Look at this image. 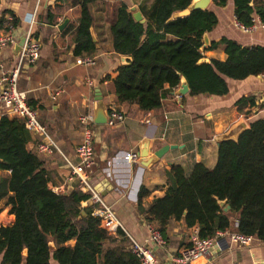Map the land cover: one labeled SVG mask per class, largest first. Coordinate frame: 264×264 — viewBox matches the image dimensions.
<instances>
[{"label": "trees", "instance_id": "obj_1", "mask_svg": "<svg viewBox=\"0 0 264 264\" xmlns=\"http://www.w3.org/2000/svg\"><path fill=\"white\" fill-rule=\"evenodd\" d=\"M97 1L81 2L73 36L75 58H92L97 52L89 10ZM211 1L215 7L226 4V0ZM191 2L157 0L144 25L133 19L126 6L117 9L109 28L113 50L130 59L117 69L112 81L118 103L136 106L141 112L157 110L164 88L177 89L181 78L190 97H224L229 80L243 81L264 73L263 47L242 46L226 38L211 41L205 49H223L226 61L200 63L203 36L214 31L218 20L210 10L170 20ZM233 2L238 23L249 26L253 17L264 22V0ZM16 24L12 19L11 27ZM247 103L254 106L249 98H241L236 105L241 108ZM27 104L35 109L33 102ZM30 139L22 121L0 118V202L14 216L11 226L0 227V264H141L124 232L117 229L111 234L102 229L93 215L98 206L83 205L89 196L79 188L68 195L52 191L43 162L27 150ZM165 177L164 195L147 209L141 208V201L148 191L142 188L138 194L140 213L157 222L162 237L174 220L197 228L200 239L233 230L264 242V119L250 123L236 141L220 142L213 169L196 163L186 174L180 166L171 165ZM221 202L225 204L220 206ZM226 207L228 212H224Z\"/></svg>", "mask_w": 264, "mask_h": 264}, {"label": "crops", "instance_id": "obj_2", "mask_svg": "<svg viewBox=\"0 0 264 264\" xmlns=\"http://www.w3.org/2000/svg\"><path fill=\"white\" fill-rule=\"evenodd\" d=\"M82 1L42 0L36 4L35 0H0V35L9 29L12 19L17 23L13 27L16 31L15 43L0 53V72L16 68L24 35L31 28L41 45V53L34 65L20 70L18 89L25 93L27 101L35 104L33 110L38 121L49 136L51 133L50 138L55 140L59 152L51 156L39 155L37 146L41 136L30 132L27 150L43 162L49 186L56 194L68 195L79 188L78 179L72 175L67 161L73 165L79 163L75 154L83 136L79 118L87 114L93 116L96 98L101 97L102 106L108 114L117 112L124 116L122 123L112 127L94 123L89 126L94 138L96 165L83 173L104 204L114 212L126 237L147 246L158 261L165 263L190 245L197 228H187L183 221L171 220L161 245L147 242V226L158 229V224L140 213L139 191L142 188L148 191L141 201V208L145 210L164 195L167 188L165 172L171 165L180 166L186 174L196 163L213 169L217 162L218 144L226 136L230 135L233 139L241 124L248 128L250 123L264 119V80L260 77L229 80L228 94L224 97H190L189 92L184 96L178 95L184 82L181 78L177 89L164 88L161 106L157 110L141 112L136 106L118 103L112 81L117 77V69L130 59L114 53L109 31L111 21L117 9L124 5L131 15L140 13L146 24V18L157 0H100L89 5L93 17L90 32L97 50L92 57L95 59L93 67L80 65L81 59L73 56V36L78 28ZM207 10L212 11L218 20L214 31L206 34L209 44L226 38L242 46L264 48L263 30L256 28L244 33L235 27L233 0H226L223 7H215L211 1ZM169 39L173 40L172 37ZM209 44L204 45L200 63L226 61L223 49L205 50ZM56 92L60 94L55 97ZM241 98L252 99L254 106L247 103L238 107L236 103ZM3 116L23 122L19 117L4 114L0 107V118ZM146 120L149 124H145ZM145 139L150 142V153L164 146L177 148L168 151L150 169L141 165L128 167L119 161L111 169V177L106 176L104 170L108 161L125 152L139 154V146ZM13 223L10 207H4V201H1L0 227ZM73 244L69 242L70 246ZM1 259L0 255V262ZM51 264L57 263L51 261ZM202 264H264V242L254 238L249 247L227 243L221 252L211 253Z\"/></svg>", "mask_w": 264, "mask_h": 264}, {"label": "built area", "instance_id": "obj_3", "mask_svg": "<svg viewBox=\"0 0 264 264\" xmlns=\"http://www.w3.org/2000/svg\"><path fill=\"white\" fill-rule=\"evenodd\" d=\"M39 4L42 0H35ZM32 25V24H31ZM9 29L0 35V53L12 46L16 41V31L11 25ZM235 27L244 32L249 33L256 28L264 31V22H261L258 17L251 20V25L244 26L237 21ZM41 53V45L32 34L31 28L24 35L23 44L20 48L17 66L10 71L0 72V107L4 114H9L14 117H19L23 120L26 130L30 133H36L41 136V141L37 146V152L42 156H51L59 152L55 142L50 138L45 128L39 123L36 112L27 104L26 95L18 89V77L20 70L23 67L31 66L36 63ZM79 64L86 67L95 66L94 58H85L79 61ZM264 80V73L259 76ZM60 92H56L55 97ZM124 121V116L117 112L109 114L108 126L112 127ZM79 123L82 126L83 136L81 143L76 147L75 154L79 163L73 165L67 161V164L72 172V175L77 177L79 182V190L81 193L89 196L88 203L97 205L98 208L94 211V217L100 220L102 229L113 234L117 229L122 230L121 223L117 220L111 208L104 204L100 194L94 189L93 185L83 173L95 167L94 153V138L90 131V125L93 124V116L90 114L79 118ZM145 124H149L146 120ZM139 154L135 151L125 152L121 155L112 158L107 162L104 173L107 177H111V169L122 162L125 166L139 165ZM84 205L87 204L83 203ZM149 237L147 242H152L158 245L163 243L162 236L158 229L151 225L147 226ZM254 237L243 236L236 232L228 230L218 232L213 238L200 239L196 234L192 237L190 245L180 251V253L170 259L168 262H160L155 257L152 250L145 245H140L130 239L131 251L138 258L141 264H202L211 255V249L215 246L220 252L227 246V243H234L240 247H249Z\"/></svg>", "mask_w": 264, "mask_h": 264}, {"label": "water", "instance_id": "obj_4", "mask_svg": "<svg viewBox=\"0 0 264 264\" xmlns=\"http://www.w3.org/2000/svg\"><path fill=\"white\" fill-rule=\"evenodd\" d=\"M211 0H192L191 4L188 6V8L182 12H176L172 15V17L170 18V20L172 19H178V18H185L188 17L190 15L191 12L193 11H205L207 10L209 4H210ZM132 17L133 19L140 23L143 24L145 23V21L143 20L142 16L140 15V13H132ZM203 44L204 45H208L209 41L207 38V35L205 34L203 36ZM123 63H125V58H123ZM189 92V88L188 85L186 84V81L184 80V82L181 84L180 89L178 90V95L184 96ZM96 93H98V90H96ZM108 120H109V114L108 111L102 106V102H101V97H97L96 98V108L94 110V114H93V123L96 125H106L108 124ZM249 128V127H248ZM244 124H241L240 127L238 126L237 128V133L233 134V139H231V136L228 135L226 136V140H233L236 141L238 136L245 130L248 129ZM149 144L150 142L145 139L141 142L140 146H139V160H138V164L141 165L144 168L150 169L152 166H154L168 151L170 150H174L177 147L175 146H164L162 148H160L159 150H157L154 153H150L149 150ZM225 204V202H221L220 206H223ZM229 211V207H226L224 209V212H228ZM81 216H85V213L82 212ZM50 249H53L52 244H50ZM220 252L215 246L211 249V253L215 254ZM27 253L26 250H24L23 255L25 256Z\"/></svg>", "mask_w": 264, "mask_h": 264}, {"label": "rangeland", "instance_id": "obj_5", "mask_svg": "<svg viewBox=\"0 0 264 264\" xmlns=\"http://www.w3.org/2000/svg\"><path fill=\"white\" fill-rule=\"evenodd\" d=\"M48 132H49V130H48ZM49 134H50V136H51V133L49 132ZM52 137V136H51ZM54 142H55V140H54ZM56 143V142H55Z\"/></svg>", "mask_w": 264, "mask_h": 264}]
</instances>
